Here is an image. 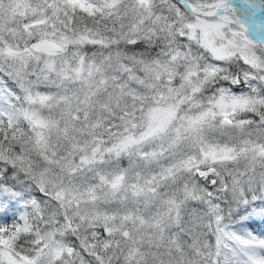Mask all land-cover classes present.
Segmentation results:
<instances>
[{"label": "snow or ice", "instance_id": "1", "mask_svg": "<svg viewBox=\"0 0 264 264\" xmlns=\"http://www.w3.org/2000/svg\"><path fill=\"white\" fill-rule=\"evenodd\" d=\"M0 264H264V0H0Z\"/></svg>", "mask_w": 264, "mask_h": 264}]
</instances>
